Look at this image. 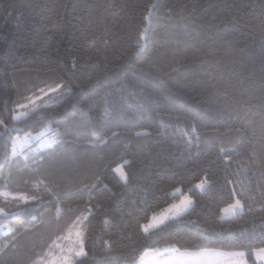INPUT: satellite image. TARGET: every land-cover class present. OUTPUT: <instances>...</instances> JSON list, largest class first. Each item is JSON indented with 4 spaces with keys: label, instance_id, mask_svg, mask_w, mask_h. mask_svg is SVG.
<instances>
[{
    "label": "trees",
    "instance_id": "obj_1",
    "mask_svg": "<svg viewBox=\"0 0 264 264\" xmlns=\"http://www.w3.org/2000/svg\"><path fill=\"white\" fill-rule=\"evenodd\" d=\"M150 5L156 7L145 22L143 17ZM144 27L150 31L137 52L139 30ZM105 41L109 42L107 47ZM91 42L95 47L89 51L84 46ZM73 56H78L77 67L68 71L65 66L71 68ZM85 57H91V64ZM13 73L16 81L19 77L34 81L38 76H64L85 90L82 96L59 101L53 109L59 112L55 126L60 130L61 145L98 147L106 136L113 138V132L132 135L147 128L156 138L132 150L127 158H140L134 168L149 191L154 190L153 184L166 187L159 183L160 177L169 176L173 170L183 172L184 168L192 170L187 180L198 183L204 172L196 165L209 157L215 159L221 143L232 145L238 139L234 134L237 127L243 133L241 152L250 151L253 143L258 149L264 147V0H0V104L5 98L17 99ZM140 97L148 103L139 108L130 106ZM106 104L110 105L107 114ZM65 106L67 112L62 111ZM132 116L136 117L135 126L126 123ZM194 125L202 136L199 145L190 154L178 150L177 145L186 139L183 133L190 132ZM19 135L24 136V132ZM229 155L238 158L235 153ZM7 167L3 165L5 172ZM235 168L233 165L232 172ZM16 172L13 191L43 196L24 183L29 179L25 173ZM249 175L255 199L250 209L246 204L243 215L217 219L219 208L225 204L214 200L217 193L209 190L194 197L195 210L188 219L206 222L221 236L225 235L221 230H226L240 238L242 247H222L219 242L211 247L221 252L247 250L246 260L254 264L251 249L264 247L259 239L264 237V201L255 191L262 174L257 171ZM61 179L72 181V188L79 187L80 178L69 179L63 172ZM242 179L246 187L249 180ZM3 183L0 176V185ZM217 183L229 191L233 188L224 179ZM113 192H121L115 181ZM109 195L104 193L105 197ZM249 195L244 192L245 198ZM127 198L132 199V194ZM104 202L110 203L107 199ZM63 207L59 222L69 215L68 205ZM8 208L18 215L0 216V264L41 260L63 229L45 223L37 231L28 222L32 216L56 222L55 207L29 201L19 202V206L11 203ZM190 229L192 225L184 222L172 235H184ZM13 235L19 237L16 247L5 250L4 243ZM118 236L115 227L106 229L102 220L94 221L88 231L89 255L81 264H103L104 259L116 264L112 258L117 249L106 250L103 240H117ZM142 236V232L133 231L132 238L119 245L123 253L119 264L132 259L133 246L139 259L144 252L139 243ZM172 242L160 240L148 246L162 248ZM177 247L183 251L180 244ZM189 250L198 249L192 246Z\"/></svg>",
    "mask_w": 264,
    "mask_h": 264
},
{
    "label": "snow or ice",
    "instance_id": "obj_2",
    "mask_svg": "<svg viewBox=\"0 0 264 264\" xmlns=\"http://www.w3.org/2000/svg\"><path fill=\"white\" fill-rule=\"evenodd\" d=\"M156 6L148 7V14L143 17L145 22L149 21L151 14ZM148 27L139 30L137 41V52L143 48L147 40ZM108 41L104 42L105 47ZM87 50L95 47V42L88 43L84 46ZM85 62L91 64V57H85ZM78 63V56H73L72 66L68 71H75ZM94 67L96 65H93ZM84 89L79 85H74L64 76L52 75L49 77H37L33 82L25 86L23 92L17 93V99L11 100L5 98L0 104V176L3 178V185H0V216L14 217L17 212L9 210L8 205L19 202L28 203L29 201L38 202L46 206H54L56 209V222L60 220V213L64 211V205L71 219V228L68 237L74 234L72 246L66 251L61 249L59 255L47 261V264H81L83 259H87L89 253L86 251L88 231L93 227L94 221H103L105 228L110 225L115 227L119 233L117 240H103L104 248L108 251L117 249L116 256L112 258L119 264V257L123 253L119 250V245L124 240H130L133 231L142 232L140 246L144 247L139 259H136L137 248L131 247L130 255L132 259L126 260V264H144L146 256H158L161 253H170L176 259L174 264H218L217 257L230 256L236 257L235 264H246L244 256L247 250L221 252L218 248L211 245L219 244L222 247H242L238 242L240 238L232 236L226 230H221L225 235L216 228L211 227L206 222L201 223L199 220H189L195 210L194 197L204 195L209 190L216 191L217 195L214 200L218 203H224L225 206L219 208L217 219L223 220L225 217L235 218L245 212L246 204L250 209L251 201L255 199L253 188L251 186L252 176L259 171L261 180L257 182L255 191H258L261 200L264 201V147L258 149L253 143L250 145V151L241 152L243 147V133L237 127L234 134L238 137L230 146L221 143L219 150L215 153V159L206 158L205 161L196 165L198 170L204 172L203 178L198 183L191 184L187 180V174L192 170L184 168L183 172L173 170L167 177H160L159 183L166 187L157 188L153 184L152 191L142 186L140 175L134 168L139 157L128 159L131 153L129 145L124 144L118 153H113L111 158L103 155L98 156L97 160L103 162L97 164L89 175L83 176L78 181L79 187L72 189V181L62 180L64 165L58 163L59 155L57 149L62 144L60 130L57 128L59 112L53 111L59 101L67 97H79L84 95ZM134 95V94H133ZM12 107L9 108V104ZM148 103L146 98L140 97L135 100L132 107H143ZM104 109L107 114L108 107ZM68 111V106L62 110ZM91 119V117H89ZM124 119V117H120ZM135 116L129 117L126 123L135 126ZM24 132V136L19 135ZM117 133L113 132L115 137ZM134 138L140 139L150 136L151 133L147 128H141L132 134ZM182 145H177V149L187 151L189 154L194 146H198L202 136L194 125L190 132H184ZM111 142L110 137H105L101 143L107 145ZM230 153H235L238 158L233 159ZM20 156L24 158L23 168H17V172L25 173L29 179L24 181L25 184H31L34 189L41 191L43 196L28 195L24 191H13L12 168ZM7 164V171L3 170V165ZM115 164V167H113ZM235 165V172H232V166ZM216 171H212V169ZM128 169V171H125ZM143 169L140 173L143 174ZM115 173V175H112ZM222 173L223 175H219ZM235 176L236 179H232ZM249 180L245 187L244 179ZM224 179L227 184L233 185L231 191L225 186L221 188L217 183L218 180ZM113 181L121 187V192H113ZM181 187L177 185H184ZM239 186V190L237 187ZM62 188H68L67 191H61ZM168 189H171L170 191ZM199 190V191H197ZM251 195L247 198L244 192ZM161 195H157V193ZM104 193L110 194L105 197ZM128 194H132V199H128ZM44 197H47L45 199ZM105 199L110 201L105 204ZM228 201V202H226ZM226 202V203H225ZM166 204V206H161ZM118 216V219H117ZM99 218V220H97ZM39 221V225H37ZM187 222L192 225V229L184 235L173 236L172 232L175 227L181 223ZM37 228L45 227V221L41 217L32 216L28 222ZM48 223H51L49 221ZM28 229H25L27 232ZM103 231V230H102ZM11 234V230L9 232ZM17 235H13L11 240L4 243L3 248H15L18 240ZM66 237L57 236V239ZM260 243L264 244V237L259 238ZM160 240L174 241L167 243L165 247H150L151 243ZM180 244L183 247L181 251ZM187 245V246H185ZM195 246L197 251H190L189 248ZM251 251L257 255L258 259L264 260V247L253 248ZM47 256L52 254L46 253ZM99 259L93 257V260ZM33 264H45L44 261H36ZM103 264H112L108 259H104Z\"/></svg>",
    "mask_w": 264,
    "mask_h": 264
},
{
    "label": "rangeland",
    "instance_id": "obj_3",
    "mask_svg": "<svg viewBox=\"0 0 264 264\" xmlns=\"http://www.w3.org/2000/svg\"><path fill=\"white\" fill-rule=\"evenodd\" d=\"M12 77L14 79L16 93L23 92L25 86L33 82L31 77H19V80L16 81L15 78L17 77V75L15 73H13ZM49 78L51 77L49 76ZM155 138H156L155 135H150L140 139L134 138L133 135H117L111 138V142L108 143L107 145L102 144L101 146L98 147L80 146L73 143H64L63 145H60V147L57 149V153L59 155L58 163L64 165L63 169L65 170H63V172L66 173L69 179L76 180L83 176L89 175L92 169L97 164L103 163L97 160L98 156L103 155L106 157V159L111 158L113 153H118L120 148L124 144L129 145V152L131 153L132 150H137L145 147L150 141H152ZM21 161H24L23 156H20L19 159L15 161L14 166L12 168V184H14L17 180L15 176L16 169L22 168L24 165ZM113 167H115V164H113ZM75 188L77 187H73L72 189L74 190ZM228 218L231 217H225L224 219H228ZM45 223L46 225L49 224L50 228L54 226L58 230L63 229V232L58 236L66 237L63 239H57L56 237L52 245L44 252L43 258L39 261H44L45 264H47L48 260L60 254L61 249L66 251L69 247L72 246V242L74 240V234L72 237H68V232L69 229L71 228V223H72V221H70L69 215H67L64 219H62L61 222L58 223L45 222ZM49 252L52 254L51 256L46 255V253ZM252 256H253L254 264H264V260L258 259L256 254L252 253ZM175 259L176 258H170L164 261H160L159 255L158 256L149 255L145 257L144 264H174ZM215 259L218 261V264H235V261L238 258L223 256V257H217ZM244 260L246 261V264H251L248 263L245 256H244Z\"/></svg>",
    "mask_w": 264,
    "mask_h": 264
},
{
    "label": "crops",
    "instance_id": "obj_4",
    "mask_svg": "<svg viewBox=\"0 0 264 264\" xmlns=\"http://www.w3.org/2000/svg\"><path fill=\"white\" fill-rule=\"evenodd\" d=\"M170 258H175V257H173L172 254H170V253H161L159 255V260L160 261H164V260H167V259H170Z\"/></svg>",
    "mask_w": 264,
    "mask_h": 264
}]
</instances>
